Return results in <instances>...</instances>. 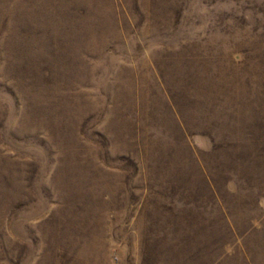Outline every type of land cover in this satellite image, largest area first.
Masks as SVG:
<instances>
[{
    "label": "rangeland",
    "instance_id": "obj_1",
    "mask_svg": "<svg viewBox=\"0 0 264 264\" xmlns=\"http://www.w3.org/2000/svg\"><path fill=\"white\" fill-rule=\"evenodd\" d=\"M0 264H264V0H0Z\"/></svg>",
    "mask_w": 264,
    "mask_h": 264
}]
</instances>
